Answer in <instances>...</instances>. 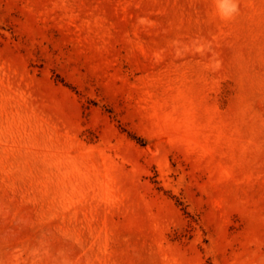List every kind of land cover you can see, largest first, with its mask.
Here are the masks:
<instances>
[{"label":"rangeland","instance_id":"obj_1","mask_svg":"<svg viewBox=\"0 0 264 264\" xmlns=\"http://www.w3.org/2000/svg\"><path fill=\"white\" fill-rule=\"evenodd\" d=\"M0 264H264V0H0Z\"/></svg>","mask_w":264,"mask_h":264},{"label":"clouds","instance_id":"obj_2","mask_svg":"<svg viewBox=\"0 0 264 264\" xmlns=\"http://www.w3.org/2000/svg\"><path fill=\"white\" fill-rule=\"evenodd\" d=\"M217 15L220 19L228 21L239 12V0H215Z\"/></svg>","mask_w":264,"mask_h":264}]
</instances>
